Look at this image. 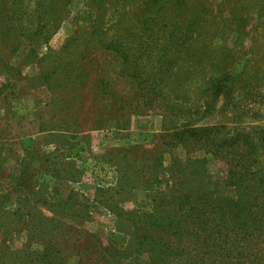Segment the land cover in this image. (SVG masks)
Here are the masks:
<instances>
[{"label":"trees","instance_id":"obj_1","mask_svg":"<svg viewBox=\"0 0 264 264\" xmlns=\"http://www.w3.org/2000/svg\"><path fill=\"white\" fill-rule=\"evenodd\" d=\"M74 2L0 0L2 89L16 81L7 73L12 61L39 70L49 63L54 66L43 76L45 87L62 100L63 95L70 98L76 91L70 81L76 78L77 65L88 59L95 62L90 52L103 51L112 75L100 78L103 98L110 97L109 88L118 78H124L134 92L132 98H137L131 102L156 107L171 117L170 122H163L168 145L210 155L225 163L227 172L212 180L207 176L205 158L185 162L174 158L164 167L161 157L149 167V187L163 182L166 187L156 193L151 212L131 214L135 221L132 233L118 227L109 232L106 244H84L82 253L76 249L81 239L70 243L73 235L65 234L66 244L44 240L35 251L27 250L25 244L21 251L7 255L4 264H69L78 254L77 264H125L127 260L134 263L133 258L141 264H264V137L256 132L264 133V129L231 135L225 124L194 123L196 112L204 111L206 118L218 101H230L235 90L245 95L248 88L255 89L250 80L259 76L260 67L249 69V53H244L241 44L248 26L244 14L249 11L240 10L238 15L230 8L237 38L229 47L224 30L217 31V19H205L202 7L195 16L189 14L193 8L190 0H86L90 25L73 33L61 50L42 55L41 49L49 45ZM69 52L66 58L64 54ZM52 80L59 81V90L51 88L57 85ZM191 92L194 97L190 98ZM81 146L69 148L66 156L82 158L80 152L86 150ZM25 153L33 160L31 152ZM37 186L44 204H69V196L58 189L44 190L28 163L13 188L21 197L35 198ZM10 197L2 194L0 199L5 202ZM61 232L56 229L57 235Z\"/></svg>","mask_w":264,"mask_h":264},{"label":"rangeland","instance_id":"obj_2","mask_svg":"<svg viewBox=\"0 0 264 264\" xmlns=\"http://www.w3.org/2000/svg\"><path fill=\"white\" fill-rule=\"evenodd\" d=\"M190 2L193 5L190 15L202 12V7L205 19L218 20L217 31L224 30L229 47H233L237 38L230 8L236 9L238 15L240 10H248L249 13L244 14L248 26L241 44L244 53H249V69L260 67L261 72L255 80H250L251 84H256L255 89L248 88L245 95L235 90L230 101H218L206 118L204 111L196 112L194 123L225 124L231 135L239 130L250 133L255 128L264 129V0ZM85 4L86 0H75L49 45L41 49L42 55L49 50H61L73 33L90 25L92 18ZM199 42L195 37L197 50L201 46ZM90 53V59L95 62L88 59L77 65L76 78L70 81L72 86L76 85V91L70 98L63 95V100L45 87L43 80L53 64L44 63L39 70L37 66H19L12 61L7 73L16 81H12L9 88L2 89L5 79L0 77V196H11L5 202L0 199V264L8 261L7 255L21 251L25 244L29 251L41 249L39 244L44 240L66 244L65 234L73 235L68 238L70 243L81 239L76 249L82 253L84 244L95 241L106 244L109 232L118 227L132 233L135 221L131 214L151 212L156 193L166 187L164 182L149 187V167L161 157L164 167L174 158L182 162L187 158H205L208 178L217 180L226 175L227 166L216 158L168 145L163 122H170L171 117L156 107L131 102L134 92L124 78H118L109 88L112 98H103L99 81L101 76H112L110 60L103 51ZM64 55L68 58L70 52ZM196 61L197 58L193 60ZM52 82L57 85L51 88L59 90V81ZM189 97L194 94L191 92ZM123 100L129 103L123 104ZM256 132L264 137V133ZM81 144L86 150L80 152L82 158L66 156L69 148L77 150ZM25 152H31L33 160ZM28 163L44 190L58 189L65 197L69 196L68 205L44 204L39 199L42 197L40 186L34 188L35 198L21 197L22 193L15 191L13 184ZM56 229L62 231L60 235L56 234ZM80 256H73L69 264H77ZM136 261L137 258H133L134 263L127 260L125 264H141L140 260Z\"/></svg>","mask_w":264,"mask_h":264},{"label":"crops","instance_id":"obj_3","mask_svg":"<svg viewBox=\"0 0 264 264\" xmlns=\"http://www.w3.org/2000/svg\"><path fill=\"white\" fill-rule=\"evenodd\" d=\"M69 150V149H68ZM68 150H67V152H68Z\"/></svg>","mask_w":264,"mask_h":264}]
</instances>
